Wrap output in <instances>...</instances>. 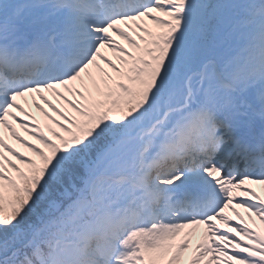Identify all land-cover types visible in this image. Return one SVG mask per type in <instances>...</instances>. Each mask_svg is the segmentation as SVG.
Instances as JSON below:
<instances>
[{"label": "snow or ice", "instance_id": "snow-or-ice-1", "mask_svg": "<svg viewBox=\"0 0 264 264\" xmlns=\"http://www.w3.org/2000/svg\"><path fill=\"white\" fill-rule=\"evenodd\" d=\"M251 185L264 0H0V264H264Z\"/></svg>", "mask_w": 264, "mask_h": 264}, {"label": "bare ground", "instance_id": "bare-ground-1", "mask_svg": "<svg viewBox=\"0 0 264 264\" xmlns=\"http://www.w3.org/2000/svg\"><path fill=\"white\" fill-rule=\"evenodd\" d=\"M237 210H238V211H241V213H243V212H242V209H237ZM229 214H231V213H229Z\"/></svg>", "mask_w": 264, "mask_h": 264}, {"label": "rangeland", "instance_id": "rangeland-1", "mask_svg": "<svg viewBox=\"0 0 264 264\" xmlns=\"http://www.w3.org/2000/svg\"><path fill=\"white\" fill-rule=\"evenodd\" d=\"M22 135L24 134V133H21ZM246 217H247V215H246ZM257 223H259L258 221H257Z\"/></svg>", "mask_w": 264, "mask_h": 264}]
</instances>
